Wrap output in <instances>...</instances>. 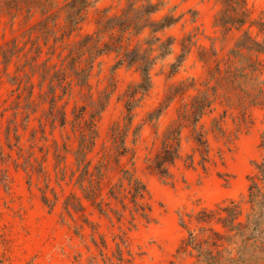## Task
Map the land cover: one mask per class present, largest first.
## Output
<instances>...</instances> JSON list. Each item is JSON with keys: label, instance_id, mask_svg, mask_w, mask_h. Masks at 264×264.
<instances>
[{"label": "rangeland", "instance_id": "1", "mask_svg": "<svg viewBox=\"0 0 264 264\" xmlns=\"http://www.w3.org/2000/svg\"><path fill=\"white\" fill-rule=\"evenodd\" d=\"M162 1L165 7L160 13L151 16L152 21L157 22L171 13L175 17L182 16V20L162 34L151 35V30H147L131 40V48L139 46L142 51L148 48L145 45L148 39L160 37L165 41L172 37L176 42L172 55L159 60L154 67L153 88L136 109L126 139L129 150L135 152L137 177L148 190L143 203L151 208L152 222L147 223L138 218L135 221L137 227L131 229L128 225L130 216L127 214L126 221L122 224L115 221L113 226L89 208L86 217L98 225L99 235L108 244L107 249L100 246L103 251L101 254L92 243L90 227L85 226L80 237L75 232L72 220L67 218L66 222L63 221L65 199L72 193L82 197V193L73 184L67 186L62 183V187L57 184L52 156L46 167L52 179L51 189L58 197L55 201L54 195L48 190V197L56 205L53 210L43 202L42 191L46 188L43 179L34 176L30 185L28 175L21 168L17 169L13 162L6 165L0 163V169L8 177L6 188L0 175V264H112L110 260L117 264L113 258L114 237L121 231L132 253V258L127 257L131 260L130 264H207L205 258L199 256L198 247L200 245L202 249H207L217 240L214 233L209 231L210 228L221 236L218 242L220 247L214 249L220 264H264V221L260 225L259 236L246 241L253 221L259 215L258 209L249 203L248 195L250 179L259 177L255 165L264 162V76L255 82L242 80L236 92L219 90L221 97L214 104L213 111L204 116L199 124L209 144L206 162L203 163L197 150L192 128L187 127L182 133L181 158L171 168L173 180L163 181L151 169L169 129L179 119L183 109L190 107L194 98L206 92L215 67L220 64L225 68L230 52L243 35L242 31L236 30L225 34L216 27L222 9L221 0ZM248 1L253 18L264 22V0ZM58 2L63 5L65 0ZM127 6L128 0H101L89 11L86 23L70 42L80 41L82 37L95 33L98 30L97 22L103 18L123 16ZM138 6H142L140 0ZM106 10L108 13L104 16ZM1 21V35L9 40L18 38L22 45L23 33L35 20L25 23V15H19L12 25L11 18L4 14ZM252 32L256 36L258 29L253 28ZM258 40L264 41V36L259 35ZM184 41L187 45L194 43V46L178 73L172 76L171 65L182 54ZM259 59L264 63L263 55ZM116 62L115 55L104 56L98 61L91 78L92 93L96 98L102 92L112 93L110 103L98 121L99 139L93 157H99L97 154L101 155L104 150L113 148V128L117 124L125 126L127 122L124 95L141 80L136 68L114 71ZM15 69L14 65L10 67L12 75ZM181 86L185 89L180 90ZM210 86H216V82L212 81ZM14 90L11 78L5 76L0 86V146L7 152L6 130L13 115L10 108L16 97ZM247 92L252 96L248 97ZM212 93L214 91H209L210 95ZM253 100L262 104L254 106L251 104ZM76 101L80 105L84 104L78 95ZM242 105L248 108L246 115ZM73 107L74 101L68 108L69 114ZM159 110H162L161 116L151 120V115ZM215 122L220 124L221 131L215 128ZM32 125L37 127L38 122L34 121ZM12 155L16 160V152ZM121 164L126 169L131 168L128 159H124ZM120 177L118 171L111 174L112 184L118 183ZM257 182L263 189L262 182ZM107 192L108 188L104 191L105 197ZM230 202L241 206V216L235 223V226L239 223L241 227H237V231L229 233L214 222L204 232L201 229L205 225H199L189 218L202 209L215 210ZM180 215L184 217L186 229L180 226ZM220 215L227 216L223 212ZM78 223L83 225L81 221ZM190 233L196 239L193 246L187 244ZM99 235L96 236L98 243L101 242Z\"/></svg>", "mask_w": 264, "mask_h": 264}, {"label": "trees", "instance_id": "2", "mask_svg": "<svg viewBox=\"0 0 264 264\" xmlns=\"http://www.w3.org/2000/svg\"><path fill=\"white\" fill-rule=\"evenodd\" d=\"M100 1L65 0L61 5L58 0H0V86L5 76L11 78V84L15 88L13 93L16 95L10 108L13 112L12 119L8 122L6 130L9 152L0 146V163L6 165L13 162L17 169L21 168L28 175L30 185L34 176L43 179L46 187L42 191L43 202L53 210L56 205L48 197V190L54 195L55 201L58 197L54 189H51L52 179L46 167L52 156L57 184L60 187L62 183L67 186L73 184L82 193V197L72 193L65 199L63 221L66 222L67 218L72 220L75 232L80 237L84 227H90L92 243L102 254L100 246L107 249L108 244L105 238L99 235L98 225L86 217L85 213L89 208L94 209L113 226L115 221L120 224L126 221L127 214L130 216L128 225L131 229L137 227L135 221L138 218L147 223L153 220L150 206L143 203L148 196V190L137 177L135 152L129 150L126 139L136 109L153 88L154 67L159 60L172 55L176 41L172 37L165 41L160 37L148 39L145 42L148 48L142 51L139 46L131 48V40L143 35L147 30H151V35L162 34L177 26L182 16L175 17L171 13L154 22L151 16L160 13L165 7L162 0H140V8L139 0H128L123 16L103 18L97 22L98 30L95 33L82 37L80 41L70 42L73 35L86 23L89 11ZM221 5L216 27L222 29L225 34L236 30L242 31L243 35L230 52L225 68L220 64L215 67L211 72V81L207 84L206 92L194 98L190 107L183 109L179 119L166 134L163 147L151 165L152 171L166 182L173 180L171 168L181 158L182 133L185 128H192L197 150L203 163L207 161L209 144L199 124L204 116L213 111L214 104L221 97L219 90L236 92L242 80L255 82L264 76V63L259 59L261 55L264 56V41L258 40L259 35L264 36V22L253 18L248 0H221ZM107 13V10L104 11V16ZM4 14L11 18L12 25L19 15H25V23L35 20L23 33L22 45L18 38L9 40L5 35H1V17ZM253 28L258 29L256 36L253 35ZM193 44L187 45L186 41L182 43V54L171 65L172 76L178 73L184 64ZM155 53L157 56L153 57ZM107 55L116 56L114 71L136 68L141 80L124 95L127 122L125 126L117 124L113 128V148L104 150L101 155L97 154L99 157H93L99 139L98 121L107 109L112 93L102 92L96 98L92 93L91 78L98 61ZM12 65L16 68L13 75L10 73ZM212 81L216 82V86L211 88ZM183 88L181 86L180 90ZM211 90L214 91L212 95L209 94ZM246 94L248 97L252 96L250 92ZM77 95L84 104L80 105L76 101ZM73 101L74 107L69 114L68 108ZM251 104L255 106L262 102L253 100ZM241 107L246 115L247 106ZM161 114L162 110H159L151 115V120L158 119ZM34 121L38 122L37 127H33ZM215 128L221 131L218 122H215ZM13 152L17 154L16 160ZM124 159L131 163L130 169L122 166ZM255 169L259 177L250 179L248 198L249 203L258 209L259 215L253 221V228L246 241L259 236V228L264 221V188L257 182L259 180L264 185V162L257 163ZM115 171H118L121 177L118 183L113 185L111 174ZM0 175L2 184L7 188V175L1 169ZM107 188L105 197L104 191ZM220 212L227 216L222 217ZM241 212L239 204L230 202L215 210L202 209L189 218L199 225H205L206 227L201 229L204 232L216 222L231 233L241 227L239 223L235 226ZM79 221L83 225H80ZM180 226L187 228L183 215H180ZM209 231L214 233L218 241H214L212 245L206 242L209 245L207 249H202L199 245V256L204 257L207 264H220L214 249L220 247L218 242L221 236L214 229L210 228ZM97 235L101 238L100 243L97 241ZM189 237L187 244L193 246L196 239L191 233ZM114 242L113 258L117 264H130L131 260L127 257L132 258V253L123 231L114 237ZM110 262L114 263L112 260Z\"/></svg>", "mask_w": 264, "mask_h": 264}]
</instances>
